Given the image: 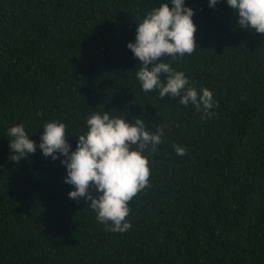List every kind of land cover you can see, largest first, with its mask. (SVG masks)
<instances>
[{
	"label": "trees",
	"instance_id": "obj_1",
	"mask_svg": "<svg viewBox=\"0 0 264 264\" xmlns=\"http://www.w3.org/2000/svg\"><path fill=\"white\" fill-rule=\"evenodd\" d=\"M164 2L0 0V264H264V35L239 26L227 0H185L197 46L171 67L213 92L215 115L202 119L136 77L127 44ZM102 111L164 129L123 233L69 198L64 157L39 148L43 126L60 120L74 151ZM17 123L37 143L19 163L7 135Z\"/></svg>",
	"mask_w": 264,
	"mask_h": 264
},
{
	"label": "clouds",
	"instance_id": "obj_2",
	"mask_svg": "<svg viewBox=\"0 0 264 264\" xmlns=\"http://www.w3.org/2000/svg\"><path fill=\"white\" fill-rule=\"evenodd\" d=\"M217 3L209 0L211 7ZM227 4L238 11L239 26L264 35V0H227ZM171 5L164 2L147 12L138 23L135 42L127 44L139 61L136 77L144 92L159 90L161 98L179 97L181 105L191 104L202 112V119L210 118L218 107L213 92L207 87L198 91L194 85L189 86L184 72L171 67L178 57L191 55L197 46L194 10L185 5V0H171ZM164 57L171 60L164 62ZM86 124L87 131L77 137L76 149L70 152L66 124L60 120L47 122L39 148L53 160L59 158L58 154L64 157L65 182L73 186L69 198L90 201L88 207L105 230L126 232L131 228L129 203L150 187L151 167L145 152L157 151L163 143L164 129L158 126L152 131L142 117L130 121L124 116H111L110 111L92 113ZM7 135L11 161L19 163L35 153L37 143L29 138L23 123L11 126ZM173 148L178 156L187 154L184 146L174 144Z\"/></svg>",
	"mask_w": 264,
	"mask_h": 264
}]
</instances>
